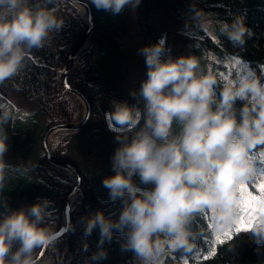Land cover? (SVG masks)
Masks as SVG:
<instances>
[{"label": "clouds", "instance_id": "1", "mask_svg": "<svg viewBox=\"0 0 264 264\" xmlns=\"http://www.w3.org/2000/svg\"><path fill=\"white\" fill-rule=\"evenodd\" d=\"M49 2L0 0V82L15 75L29 50L44 46L63 25L64 18ZM71 2L77 10L82 8L77 0ZM92 3L119 13L125 7L134 10L140 0ZM191 8L194 23L214 39L218 33L241 47L252 34L242 14L229 21L211 18L195 0ZM138 52L145 58L146 76L137 89L130 90L136 103L111 101L110 115L126 131L117 136L113 174L102 179L110 197L120 198L122 207L115 218L100 209L88 215L84 232L98 227L100 236L85 264L106 257L102 245L114 230L124 236L121 246L133 250L139 264H167L170 250L194 248V216L208 210L217 231L234 221L238 185L255 173L253 149L260 145L264 153V80L260 75L249 69L246 75L237 70L233 76H224L194 52L166 54L162 40ZM237 99L244 101L239 116ZM13 115L8 105L0 104V264H53L51 257L42 259L37 254V249L52 244L58 235L50 219L51 201L40 197L10 207L3 195L10 187L9 179L16 175L5 156L6 125ZM31 166L20 165L25 173ZM134 174L151 186L139 187ZM251 231L258 239L264 237V214ZM14 241H18L15 248Z\"/></svg>", "mask_w": 264, "mask_h": 264}, {"label": "trees", "instance_id": "2", "mask_svg": "<svg viewBox=\"0 0 264 264\" xmlns=\"http://www.w3.org/2000/svg\"><path fill=\"white\" fill-rule=\"evenodd\" d=\"M214 3L211 7L214 19L231 20L239 13L245 18V22L252 30L247 36L245 45L235 47L222 35L217 33L218 38L190 36L192 41H197L199 46L207 52H213V66L224 76H233L239 71L240 75L249 74V69L255 71L264 80V0H208ZM49 7H55L57 15L64 18L60 29L54 31L49 42L40 48H32L25 56L23 67L12 77L0 82V92L10 98L16 108L13 117L9 119L6 130L8 132V151L26 161L33 154L35 157L37 144L43 125L35 117L36 111L29 112L24 105L33 103L38 110L47 117L54 119L72 120L75 118L80 103L71 95H60V72L59 68L64 64L66 57L74 42L82 32L85 22L82 13L72 4L63 0H50ZM100 16L99 14L97 15ZM102 22H99V26ZM101 27V26H100ZM100 30V29H99ZM113 27H107V33H114ZM62 42V43H61ZM51 44L53 46H51ZM82 48L75 57L69 78L79 76L77 66L80 62L89 61L84 55ZM219 91V89H217ZM244 101L237 99V115L239 106ZM32 113V114H31ZM33 115V116H32ZM47 116V117H46ZM260 145L253 149L255 159V173L246 181L249 191L255 189V184L260 178H264V153L260 152ZM8 181L10 187L4 189L3 195L7 199L16 195H26L29 183L26 173L15 170ZM255 195L259 190L255 189ZM240 199V192L238 190ZM0 207V212H2ZM259 212V211H258ZM257 212V213H258ZM256 213V215H257ZM241 215L237 209V216L230 224L220 229V233L213 228V221L208 210H201L194 216L191 228L197 233L196 236L206 235L208 238V251L200 258L189 260L185 254L182 258H168L167 264H254L259 259V242L254 235L245 249H240L238 255L230 252L232 243L239 242L240 230L238 225L231 228L228 236H224L230 225H234ZM255 215V216H256ZM18 246L14 241L13 248ZM209 252L212 254L209 255ZM55 264V261H53Z\"/></svg>", "mask_w": 264, "mask_h": 264}, {"label": "flooded vegetation", "instance_id": "3", "mask_svg": "<svg viewBox=\"0 0 264 264\" xmlns=\"http://www.w3.org/2000/svg\"><path fill=\"white\" fill-rule=\"evenodd\" d=\"M98 39L102 40L106 39V37L100 35ZM155 42L156 37L152 36L148 44ZM84 49L86 52H95L101 48L97 45L96 41L92 40L86 44ZM144 65L146 64L144 63ZM77 66L80 70L74 73L79 76L72 78L71 82L87 96L91 107L90 116L79 127L60 129L62 131L58 134L55 132L56 134L51 142L53 154L72 165L76 169V174L78 175L79 173L80 176V184L75 195L72 197L69 210V221L76 229L80 228V223H85L88 215L97 209L103 210L105 215L112 214L114 218L119 214V210L122 207L121 200L120 198L112 199L110 197L109 190L102 183V179L104 176L113 174L112 154L118 144L117 136L123 135L125 132H112L106 126L104 114L107 109L111 110V101L114 99L124 100L128 103L129 100L136 102V99L130 95V90L133 88L126 90L125 93H121L119 85L112 84L108 78L103 76L107 68L106 63L93 62L89 64L80 62ZM87 67L90 70H86ZM83 71L88 76H82ZM140 107H142V104ZM41 168L44 170L42 174L45 178L52 177L59 181L62 178H73L74 184V173L67 168H52L45 164L44 161H42ZM133 180L141 188L151 186L140 181L138 174L133 175ZM62 189L63 187L54 189L51 193H44L37 196H33L32 190H30L27 199V203L30 204L40 197L48 198L51 201L49 208L51 209L52 216L50 219L54 221L55 227L57 228L61 223V212L66 195L64 197L60 195ZM47 219L49 218H46L45 222H47ZM113 235L111 239H105L102 246L104 247L112 243V247L123 250L124 248L121 245L124 236H121L120 231L117 234L113 233ZM79 241H82V245L87 242V248H81L75 256L71 257V254L67 253L66 256L72 262L74 260L77 264H85V258L90 257L91 253L97 249V246L92 245L97 240L89 237L79 239ZM68 242L67 237L59 238L53 241L52 244H49L47 251L51 256H57L59 253L62 254L64 245L66 243L68 244ZM125 249L127 252L130 250ZM68 253H70L69 250ZM115 259L118 262L117 264H125L121 258L116 256ZM131 263L128 259L127 264Z\"/></svg>", "mask_w": 264, "mask_h": 264}, {"label": "rangeland", "instance_id": "4", "mask_svg": "<svg viewBox=\"0 0 264 264\" xmlns=\"http://www.w3.org/2000/svg\"><path fill=\"white\" fill-rule=\"evenodd\" d=\"M187 4V3H186ZM198 7L202 8L201 5H197ZM203 9V8H202ZM125 14L126 16V37L129 41V47L130 49L126 50V55L123 57V59L120 61L116 59V55L112 57L110 61V68H118V64L121 62L120 67L122 68L123 75L125 76L123 80L121 81V84L126 86H132L134 82L140 81V75L142 74L141 78L144 77L143 73H141V61L143 59V54L138 52V49L141 48V41L146 40V30L150 29L151 32H159L162 30L165 26L171 27L170 32V45L166 49V53L172 55L173 57L181 55V54H187L191 52L190 50V44L189 43H182L177 36V30L178 29H184L188 32H191L194 30L193 26H188L185 23H180L175 21L174 17L168 16V13L164 7L157 8L154 10L151 6L150 1L148 3L145 2V0H140V3L135 7L134 10L129 9L128 7H125ZM186 11L190 14H192V8L189 5H186ZM176 31V32H175ZM175 32V34H174ZM54 34V33H53ZM52 34V35H53ZM140 41V42H139ZM62 43V42H61ZM51 46H53L51 44ZM120 51H124L123 48H119ZM112 75L111 79L115 80L118 79V75L116 72V69H112ZM0 104H6L9 106L10 109L14 107V105L6 99L3 95L0 94ZM27 108H32V106H29ZM259 218L254 219L250 223V227L252 224H254ZM249 232L250 230L248 228L244 229L243 235L241 236L240 240V247L244 248L249 240ZM260 241V256L261 259L264 261V237L259 238ZM80 248V246H79ZM76 250V251H74ZM73 252L75 254H78L77 251H79L78 248H74Z\"/></svg>", "mask_w": 264, "mask_h": 264}, {"label": "snow or ice", "instance_id": "5", "mask_svg": "<svg viewBox=\"0 0 264 264\" xmlns=\"http://www.w3.org/2000/svg\"><path fill=\"white\" fill-rule=\"evenodd\" d=\"M65 83L67 84V81H65ZM255 189L259 190L258 195L254 194ZM255 189L249 191L246 181L239 183L238 190L240 192V199L237 201V209H239L241 215L234 225L228 227L224 236H228L231 232V228L237 225L239 226L237 230L250 227V223L254 220L256 213L258 211L264 213V178L257 180ZM211 254L212 253L209 252V255Z\"/></svg>", "mask_w": 264, "mask_h": 264}, {"label": "water", "instance_id": "6", "mask_svg": "<svg viewBox=\"0 0 264 264\" xmlns=\"http://www.w3.org/2000/svg\"><path fill=\"white\" fill-rule=\"evenodd\" d=\"M71 1V0H69ZM78 3H82L86 9V15H87V25H86V28L84 30V32L82 33V35L79 37V39L76 41V43L74 44L71 52L69 53L68 57H67V60H66V63H65V66H64V70H63V81L65 83L66 80V72L70 66V63L73 59V57L75 56V54L77 53V51L79 50L80 46L82 45L83 41L87 38V36L90 34L91 32V29H92V25H93V20H92V11L89 7V5L82 1V0H77ZM111 124V123H110ZM59 125H65V126H77L79 125V123H74V124H68V123H58V124H55V125H52L48 128V130L46 131V135L48 134V132L54 128L55 126H59ZM114 126V125H113ZM115 127V126H114ZM115 130H118V131H123V130H126L124 127L123 128H119V127H115ZM45 135V136H46ZM44 140H45V137H44ZM41 253V252H40Z\"/></svg>", "mask_w": 264, "mask_h": 264}]
</instances>
